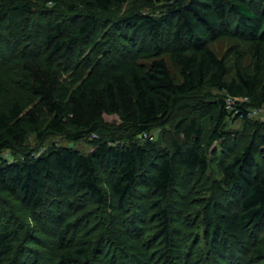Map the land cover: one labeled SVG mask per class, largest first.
I'll return each instance as SVG.
<instances>
[{
	"label": "trees",
	"instance_id": "trees-1",
	"mask_svg": "<svg viewBox=\"0 0 264 264\" xmlns=\"http://www.w3.org/2000/svg\"><path fill=\"white\" fill-rule=\"evenodd\" d=\"M42 1L56 4L62 0ZM128 1L81 0L90 11L98 12H108L112 7L122 6ZM147 2L151 4L154 0ZM11 9L33 11L27 3L0 0V14L8 15ZM169 11L171 15L168 17L137 11L127 15L122 29L126 24L131 25L129 34L148 39L140 58L117 56L105 65L95 66L82 78L62 82L61 71L52 61L37 55L20 57L24 79L9 85H4L0 79V100L3 102L0 105V150L22 146L29 132H35L41 138L47 132H54L70 140L95 134L105 114L118 115L122 123L133 131L126 138L128 144H122L121 137L94 138V150L88 154L73 146H56L46 154L0 165L1 194L15 196L25 208L36 211L45 208L49 194H53L54 204L59 208V199L66 192L88 196L96 206L102 207L106 205L107 194L99 172L110 173L112 178L107 184L120 209L126 213L133 209L138 176H144L147 157L160 150L151 139L142 144L134 138L149 135L153 127L162 125L176 108L177 97L190 95L207 86L237 98L264 99V84L259 85L256 76L243 73L240 67L237 68V77L228 80L227 61L211 46L217 37L234 34L251 40L255 55L260 56L264 50V0H189L177 2ZM97 22L98 18L89 14L77 23L73 33L64 38L61 37L69 25L59 22L50 24L44 40L47 47L54 42L50 54L63 49L57 57H67L77 43L92 33ZM163 27L169 28L165 31ZM165 37L169 40L167 49L179 74L172 71L167 58L162 55L165 48L161 41ZM141 44L139 42L137 46ZM7 54H10L8 49ZM185 107L199 109L202 117L215 121V129L209 137L210 145L232 136V131H221L229 116L223 99L203 100ZM239 111L247 117L245 110ZM44 117L49 120L45 128H41ZM245 122L248 126L249 120ZM177 131L191 142L184 147L174 141L172 153L154 156L157 170L149 182L160 195V201H156L158 226L155 237H161L158 239L161 243L158 256L166 264H174L175 256L172 253L169 212L162 202L168 198L175 181V164L183 161L184 168L189 172L198 170L204 173L210 167L208 153L203 148L205 131L198 119L192 117L187 123L180 121ZM263 147L264 124L258 122L251 142L222 167L225 183L233 191L242 193L238 210L235 212L214 203L207 205V232L213 230L211 244L223 256L230 252L226 249L229 240L239 250L241 242L248 238V231H257L264 219V164L258 159ZM230 150L226 146L225 151ZM68 205L73 209H83L81 203L68 201ZM56 208H51V212ZM80 218L79 221L82 220ZM141 218L142 213L136 210L132 214L130 212L127 229L137 232ZM75 225L74 221L65 223L59 234L63 243L65 235ZM9 233H0V264H5L7 254L14 249L13 241L8 240ZM221 238L226 239V244L223 245ZM90 242L89 238H83L73 248L61 251L58 262L89 264ZM247 251L262 258L264 244L247 247ZM123 252L127 254L129 264H147L136 251L124 249ZM117 256V252L111 255L112 261L116 262Z\"/></svg>",
	"mask_w": 264,
	"mask_h": 264
},
{
	"label": "rangeland",
	"instance_id": "rangeland-1",
	"mask_svg": "<svg viewBox=\"0 0 264 264\" xmlns=\"http://www.w3.org/2000/svg\"><path fill=\"white\" fill-rule=\"evenodd\" d=\"M18 1L29 4L33 11L11 9L8 15L0 14V79L4 85L24 79L25 72L19 62L24 55L42 56L52 61L61 71L62 82L85 77L95 66L105 65L117 56L140 58L148 39L138 34L135 37L134 34H129L131 25L126 24L122 29L124 18L135 11L168 17L171 15L170 8L177 2L185 3L189 0H154L151 4L147 0H129L122 6L112 7L108 12L90 11L81 0H62L56 4H45L42 0ZM89 14L98 18L92 33L77 43L67 57H57L63 49L51 55L54 42L48 47L44 42L48 26L57 22L68 24L69 29L61 37L64 38L73 33L77 23ZM168 28L163 27L165 31ZM232 30L235 31V28ZM168 41L167 37L161 41L165 48L162 55L167 58L172 71L179 74L167 49ZM139 42L142 44L137 46ZM211 46L227 61L228 80L237 77V68L240 67L243 73L256 76L259 85L264 84V50L260 56L255 55L251 40L234 34L224 35L212 41ZM7 49L10 54H7ZM209 99L225 101L229 116L221 131L233 132L231 137L217 140L212 145L209 137L215 129V121L210 117H202L199 109L185 107ZM177 101L176 108L162 125L153 127L148 137L139 135L134 138L142 144L151 139L160 150L153 151V155L147 157L144 176H138L133 209L126 213L120 209L107 184L108 179L112 178L110 173L99 172L107 194L106 205L102 207L96 206L88 196H75L66 192L59 199V208L54 204L53 194H49L45 208L36 211L25 208L15 196L0 193V233L9 231L8 240L14 244L13 251L6 256L5 264H60L58 254L78 245L83 238L91 240L89 264H129L130 260L123 252L124 249L136 251L147 264H166L158 256L161 237H155L158 226L156 201H160V195L149 182L157 170L154 156L172 153L174 141L184 147L191 142L177 131V124L180 121L187 123L192 117H196L204 128L203 148L208 153L210 167L204 173L198 170L189 172L184 168L183 161L175 164V181L168 198L162 202L169 212L172 227L174 264H264V257L257 258L247 251V247L264 244V219L257 231H248V238L241 242L239 250L229 240L226 249L230 252L223 256L211 244L213 230L207 232L206 218V208L210 203L235 212L238 210L242 193L233 191L225 183L222 167L230 163L233 156L241 153L243 147L251 142L256 124H264V99L237 98L225 91L205 86L190 95L177 97ZM0 105H3L1 100ZM240 109L246 111V118L241 115ZM246 119L249 120L248 126ZM48 120L46 117L42 119L41 128H45ZM132 131L130 126L122 123L118 115L105 114L104 121L95 134L90 133L76 140L54 132H47L42 138L35 132H29L22 146L0 150V165L22 162L29 157L46 154L56 146H73L88 154L94 150V138L121 137L122 144H128L126 138ZM226 146L231 150L225 151ZM258 159L264 164V147ZM68 201L81 203L83 209L71 208ZM51 208L56 210L51 212ZM134 210L142 213L137 232L127 229V215L134 213ZM49 216H52L50 220L47 219ZM79 217L82 220L79 221ZM67 221H74L76 225L65 235L63 243L59 234ZM87 231L90 233H85ZM221 242L226 244V239L221 238ZM115 252L118 253L116 262L111 258Z\"/></svg>",
	"mask_w": 264,
	"mask_h": 264
},
{
	"label": "built area",
	"instance_id": "built-area-1",
	"mask_svg": "<svg viewBox=\"0 0 264 264\" xmlns=\"http://www.w3.org/2000/svg\"><path fill=\"white\" fill-rule=\"evenodd\" d=\"M144 136H145V137H148V135H147V134H144Z\"/></svg>",
	"mask_w": 264,
	"mask_h": 264
}]
</instances>
